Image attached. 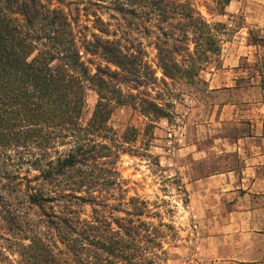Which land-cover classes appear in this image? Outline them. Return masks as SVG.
<instances>
[{"label": "rangeland", "instance_id": "374dc122", "mask_svg": "<svg viewBox=\"0 0 264 264\" xmlns=\"http://www.w3.org/2000/svg\"><path fill=\"white\" fill-rule=\"evenodd\" d=\"M50 4L66 13L84 60L93 73L99 67L108 70L105 77L111 87L123 91L125 104H109L111 131L106 141L113 151L96 161L102 165L78 166L45 185L70 188L81 179L79 170L87 171L99 181L92 194L76 193L88 198L83 205L58 195L41 207L26 202L27 186H40L42 170L57 166H30L27 160L42 157L41 151L27 150L24 134L12 142L10 130L4 136L0 132V264H29L35 234L13 227L16 209L20 222L34 224L43 233L40 236L50 242L56 257L80 264L73 239L62 233L59 218L64 210L87 218L93 216V208L109 221L123 217L125 239L134 249L131 261L123 264H198L201 223L189 212L185 185L228 167L219 150L200 153V135L215 136L219 130L217 103L254 98L255 91L249 88L256 71L264 85V0H50ZM192 10L205 18L210 35L188 25ZM94 35L116 41L124 54L132 55L137 71L121 70L103 54L87 53L82 44L97 38ZM159 47L165 50L168 75L160 66ZM231 48L253 54L240 64L248 73L239 75L237 90H211L208 79L225 66L223 56ZM98 99L95 86H88L84 123L92 118ZM211 143L215 144L213 138L206 137L204 146ZM131 223L133 230H127Z\"/></svg>", "mask_w": 264, "mask_h": 264}, {"label": "trees", "instance_id": "16d2710c", "mask_svg": "<svg viewBox=\"0 0 264 264\" xmlns=\"http://www.w3.org/2000/svg\"><path fill=\"white\" fill-rule=\"evenodd\" d=\"M192 12L193 15L188 16V25L210 35L209 24L202 14ZM207 28L210 31H206ZM82 45L87 53L103 54V58L121 70L137 71L132 55L124 54L114 40L97 37L86 39ZM164 52L159 47L160 66L168 75L171 69L164 61L166 58L162 57ZM108 73L102 67L92 72L82 56L68 16L62 9L52 7L50 0H0L1 136L10 130L12 142H19L24 134L26 145L23 146L27 150L37 148L41 151L42 157L27 160L30 166H57L42 170L40 179L43 183L40 186H27L26 202L31 206L41 207L46 202H55L59 199L56 195L81 202L76 205L89 201L76 193L92 194L99 180L85 170H79L77 174L81 179L66 188L73 194H68L66 189L45 188V185L78 166L102 165L96 161L111 155L113 146L106 141L107 133L111 131L108 126L112 110L109 104L122 105L125 100L121 89L111 87L105 77ZM90 85L95 86L99 99L92 118L84 123L86 89ZM148 104L158 109L154 103ZM52 154L56 157H51ZM46 156L50 158L45 160ZM15 212L11 218L13 227L35 234L27 255L29 264H71L67 258L56 257L50 242L40 236L43 233L36 230L34 224L25 226L20 222L18 209ZM93 212V216L82 218L81 214L64 210V215L59 218L62 233L73 239L80 264L131 261L133 246L125 239L123 217L109 221L106 216H100L96 208ZM131 225L126 229L133 230ZM126 234L131 236L128 231Z\"/></svg>", "mask_w": 264, "mask_h": 264}, {"label": "crops", "instance_id": "0c3cea01", "mask_svg": "<svg viewBox=\"0 0 264 264\" xmlns=\"http://www.w3.org/2000/svg\"><path fill=\"white\" fill-rule=\"evenodd\" d=\"M247 56L253 59L252 53L231 48L223 56L225 66L208 79L210 89L237 90L239 75L248 73L240 67ZM256 73L249 88L254 98L217 103L218 132L199 138L200 153L215 148L228 167L185 185L189 212L201 223L198 264H264V85ZM206 137L215 144L204 146Z\"/></svg>", "mask_w": 264, "mask_h": 264}]
</instances>
